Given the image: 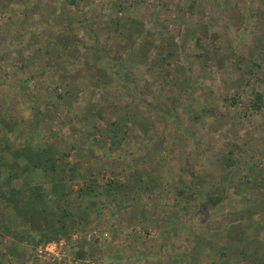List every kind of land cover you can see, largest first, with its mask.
Masks as SVG:
<instances>
[{
    "label": "rangeland",
    "instance_id": "rangeland-1",
    "mask_svg": "<svg viewBox=\"0 0 264 264\" xmlns=\"http://www.w3.org/2000/svg\"><path fill=\"white\" fill-rule=\"evenodd\" d=\"M68 2L0 0V130L15 151L53 149L66 186L97 180L132 207L108 216L102 197L78 247L60 232L15 246L0 219V264H109L97 228L131 264H238L249 238L264 246V0Z\"/></svg>",
    "mask_w": 264,
    "mask_h": 264
},
{
    "label": "crops",
    "instance_id": "crops-1",
    "mask_svg": "<svg viewBox=\"0 0 264 264\" xmlns=\"http://www.w3.org/2000/svg\"><path fill=\"white\" fill-rule=\"evenodd\" d=\"M23 150H28V148L22 149L19 151H23ZM16 152L12 153L13 157L11 158V163H12L13 167H15L14 168L15 173L13 175V180L22 179L24 181V179H26L28 182L29 188L35 187V185H36V187H39L41 189L50 190L53 194H55L54 192H56V193H59V195L62 194L63 197H65L66 199L68 198V195L65 194V191L63 189L64 183L61 180L51 182V178L53 176H55V172H53L51 169H48V167H36V169H33V165L32 166L30 165V164H32L30 162L32 159L30 160L26 155H21V154H18ZM28 152H29L28 154L30 156L33 153V151H31L30 149L28 150ZM3 155H6V154H3ZM5 158H6V156H5ZM64 175L67 177L66 171H64ZM75 176L85 178V177H94L95 175L91 172H90V175L89 174L86 175L84 172H78V174H75ZM32 177L34 178L33 180H34L35 185L31 184V182L29 181L30 178H32ZM58 182L61 183L59 185L61 188L56 189V183H58ZM85 182H86V180L82 179L79 182V185L75 186L74 188L71 185L66 186L67 187L66 191L72 190V194H71V196H69V199L72 200L73 205H76L74 202V198H77L78 199L77 201H80V202L85 201V203H87L86 204L87 207H81L77 204L78 207L76 206L74 209V212H73L74 217H71V216H67L65 218L63 217V211L65 208H67V206L65 205L66 199L61 200L57 197L52 196L50 199V203H49L50 205L48 207V210L43 211L42 207H37L39 212L34 211V207H35L34 205H31V204L26 205V204H22L21 202L18 201V203L16 205V215L20 218L23 217V219L26 220V222H27L26 225L28 227L29 233H27V231H26L27 227H20V231L17 230L18 234L15 233V235H14L15 236L14 241H17L15 246H20L21 241L22 240L27 241L29 239V237L30 238H36V236L39 235L41 238L43 235L45 236V234H47V236L50 239V237L57 236L59 232L63 233V235L70 241H72L73 237H75V239L73 240V241H75L74 244L78 245V242H76V238L78 237V234H80V233L83 234V232L84 233L87 232V230H86L87 225L90 224V222H91L89 220L90 210L96 212L97 206H98L97 203H98V201H100V199L102 197H105L106 199H108L109 202L111 201V198H112L111 195H108V189H106L107 187L99 186L100 184H98L99 182L97 180L89 181L88 183H85ZM90 184L93 185V192H88V186ZM13 185L16 188H23V189L26 188V187H24V185H20V183L14 184V182H13ZM78 193L81 195L80 198L78 196ZM91 205L93 206V208ZM108 207H111V208H108ZM106 208H108V209L106 211L105 210L104 211L106 214H108V216H111V213H114L115 211H117V210H113L112 205L107 206L103 209H106ZM42 214L44 215V219H46L43 221L45 223V227L40 226V224L41 225L43 224L40 221L41 220L40 216ZM114 216H116V215H114ZM110 220H112V224L115 223V220L113 217H110ZM105 221L107 223V220H105ZM237 222H241V221H237ZM63 223H64V225H63L64 227H62ZM93 224H94V222L92 223V225ZM238 228H239V226H238ZM100 230H101L100 228H97L98 235L103 236L100 239L101 240L103 239L102 241H104L105 236H106L107 237L106 241H108V242H104L105 244L102 246L103 250L105 249V251L101 252V255L103 256L102 258L104 260L105 259L108 260L110 262L109 264H131L130 262H128V261H130V260H128V258H129V255H131V254H128V250L126 251L123 247L114 246L113 243H115V241L110 243V247H114L115 250L117 249L116 247H119V249L121 250L122 256L120 255V253H119L120 257L119 256H112V250L110 251L111 256H105V252L107 250L106 249L107 244L109 243V240H111V238H113L112 235L110 234V233H112V231L108 235L106 232V229L104 230V232L100 231ZM109 230H111V229H109ZM90 232H92V231H90ZM24 236H25V238H24ZM246 240L247 239L242 238V237L241 238L239 237V239H238V241L241 242V244H243L244 241H246ZM250 240H252V238H249V241ZM263 242H264V240H263ZM101 245H102V242H101ZM99 246H100V244H99ZM239 246L240 245L238 244V248H239ZM22 248H24V245H21L20 249H22ZM141 250L142 249H140V251ZM135 253L139 254V256L142 255L139 251H136ZM99 254H100V252H99ZM221 257H223V255H221ZM236 261L238 262V264H242V262L240 263L239 260H236ZM143 263L144 262H141L140 264H143ZM136 264H139V262H136Z\"/></svg>",
    "mask_w": 264,
    "mask_h": 264
},
{
    "label": "trees",
    "instance_id": "trees-1",
    "mask_svg": "<svg viewBox=\"0 0 264 264\" xmlns=\"http://www.w3.org/2000/svg\"><path fill=\"white\" fill-rule=\"evenodd\" d=\"M80 1L82 0H69V2L67 3L69 6H76ZM117 74L119 75L118 77H122V75H124L120 70L117 71ZM261 96L259 94L256 95V101L254 102V106H258L259 101H260ZM173 108L170 109V111ZM164 117V116H163ZM174 120L176 121L177 124V119L175 116ZM170 121H173V119L170 117ZM1 131V130H0ZM0 209H6L8 214L5 216L3 215V213L0 214V219L3 220L6 224H4L2 227V230L5 229V233H7V231H12L13 233L18 234L17 231V226H21V227H25L24 224H26V220L20 217H18L16 215V205L19 202H21L22 204H31L34 205V211L35 212H39V210L37 209V207H42L43 211L48 210L49 207V203H50V199L51 197H57L59 199H66L65 197H63V195H59V193L54 192L55 194H53L50 190L48 189H41L39 187H32L29 188L28 182L26 179H24V181L22 182V184L24 185V187H26L25 189L23 188H16L13 185V173L14 172V168L12 163H8L6 162L3 157L4 153H15V149L13 148V146L7 141V131H1L0 132ZM15 151V152H14ZM16 153L21 154V155H26L31 161L32 165H33V169H36V167H48V169H51L53 172H55V176H59L60 180L63 181L66 176L64 175V170L67 169V164L66 165H62L61 163H59L60 161H57V159L54 157V155L56 154V152H54L53 149H51L48 145H46V147H43V149H39L37 151H34L32 153V155L30 156L28 153V150H23V151H17ZM41 154V155H40ZM123 155V154H122ZM192 179H190L189 185L190 186H195V184H192V182L194 183V180L191 181ZM66 184H64V191L65 194L68 195V198L66 199V203L65 205L67 206V208L64 209L63 211V217H67V216H73V212L75 209V205H73V202L71 199H69V196H71L72 194V190H68L66 191ZM62 189V190H63ZM88 192H93V185L90 184L88 186ZM184 193H182V191H178V197H180L181 195H183ZM79 198L81 197V195L78 193ZM201 197L200 192L198 191L197 187H194V194H189L185 196L186 202L189 201H196L195 199H197L198 197ZM205 201H208V197L204 199ZM209 200L212 204V206H215L218 204V202L220 201V198L218 197H209ZM64 201V200H63ZM65 202V201H64ZM111 202H112V206H113V210H126L132 206L128 205L127 203H124L123 201L117 199L116 197L111 198ZM201 203V206L204 204V202ZM181 207L178 206H174L177 212H187L188 209V204H180ZM179 211H178V210ZM41 220L40 221H44L46 219H44V215L42 214L41 216ZM65 220V219H64ZM13 225V228H12ZM188 228L190 227L189 224ZM12 228V229H11ZM27 233L28 232V228H27ZM189 233V232H188ZM25 235V234H24ZM27 237V236H26ZM25 238V236H24ZM239 256H240V261L244 264H264V246L262 245L261 241L259 239H252L249 242H247L245 245H243L242 249L239 252ZM78 257H83V252H79L78 253ZM213 263V262H212Z\"/></svg>",
    "mask_w": 264,
    "mask_h": 264
},
{
    "label": "built area",
    "instance_id": "built-area-1",
    "mask_svg": "<svg viewBox=\"0 0 264 264\" xmlns=\"http://www.w3.org/2000/svg\"><path fill=\"white\" fill-rule=\"evenodd\" d=\"M56 245H58L60 248L64 246V240H59V242H49L46 244L45 246V251H51V249H53L54 247H56ZM83 264H94L92 261L89 260H84L82 261Z\"/></svg>",
    "mask_w": 264,
    "mask_h": 264
}]
</instances>
